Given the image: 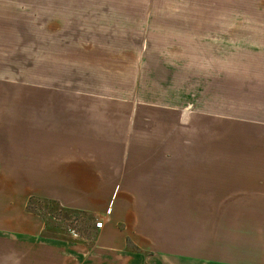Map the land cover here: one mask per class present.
<instances>
[{"label": "crops", "instance_id": "1", "mask_svg": "<svg viewBox=\"0 0 264 264\" xmlns=\"http://www.w3.org/2000/svg\"><path fill=\"white\" fill-rule=\"evenodd\" d=\"M95 9L96 58H203V97L85 96ZM0 264H264V0H0Z\"/></svg>", "mask_w": 264, "mask_h": 264}, {"label": "rangeland", "instance_id": "2", "mask_svg": "<svg viewBox=\"0 0 264 264\" xmlns=\"http://www.w3.org/2000/svg\"><path fill=\"white\" fill-rule=\"evenodd\" d=\"M37 29L38 33L44 32L43 27H38ZM100 29V27H96V9L87 11L84 27L85 39L83 42L85 57L70 59L68 68L70 83L81 85L80 88L83 87L82 89L84 90L85 96H96V93H103L114 97H129L132 95L134 98H147L153 95L157 97L160 93L165 92V94H169L170 97L174 95L173 99L176 100V102L181 99L182 105H184L188 101L189 93L194 92L195 87L198 96L203 97L206 76L203 58L196 59L198 66L195 74L189 66V63H191V65L194 63L192 59H163V61L165 60L166 63L172 66L176 65L174 62L180 63V66L176 65L173 67L175 73L171 72L166 75H157V73H153V69L149 65L147 66L146 62L148 59L142 58L136 53L139 47L133 45L134 43L131 44L129 48L134 54L132 57L113 59L112 61L108 58H96V35L100 33ZM6 30L7 33L13 35L15 33H28L29 27H6ZM53 32H59V30L53 28ZM101 37L107 36L102 34ZM49 43H51L54 50L59 49L57 46L61 45V43L57 41ZM10 44L13 48L8 49V53L12 52L15 56V54L19 52L21 55L24 54L26 56L21 58L20 61L14 59V64L19 65L22 69L21 76L26 79L29 77V60L32 59V57L35 58L32 46L36 43H20L14 40ZM80 44L81 42H79V46ZM40 47L41 49H45L44 44H41ZM35 59L38 60V63L40 62L41 65H43V59H39V57ZM41 76L44 75L41 74ZM50 76L52 77L47 81L49 84L55 82L53 79L59 78L53 73ZM158 80H164L166 83L162 82L161 86H158L156 84ZM155 88L156 90L158 88L157 92L152 90ZM108 210L110 211L111 207H109ZM74 217H78V215H70V218ZM69 223L71 228H79V226L77 224L75 225L72 221H69Z\"/></svg>", "mask_w": 264, "mask_h": 264}, {"label": "trees", "instance_id": "3", "mask_svg": "<svg viewBox=\"0 0 264 264\" xmlns=\"http://www.w3.org/2000/svg\"><path fill=\"white\" fill-rule=\"evenodd\" d=\"M39 201H41V199H39V198H34V197L30 198L29 203H28V209L40 211L43 214L47 215L46 212L41 211L42 210L41 209L42 204H40ZM45 202H46L45 204H46L47 212L54 215L56 209L58 208V203H56L55 201H45ZM47 220H48V218H47Z\"/></svg>", "mask_w": 264, "mask_h": 264}, {"label": "built area", "instance_id": "4", "mask_svg": "<svg viewBox=\"0 0 264 264\" xmlns=\"http://www.w3.org/2000/svg\"><path fill=\"white\" fill-rule=\"evenodd\" d=\"M96 226L97 227H102L103 226V220L97 221Z\"/></svg>", "mask_w": 264, "mask_h": 264}]
</instances>
